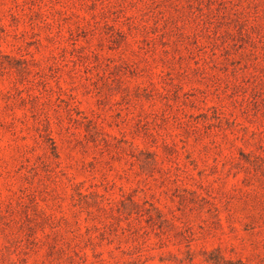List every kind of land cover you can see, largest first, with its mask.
I'll return each instance as SVG.
<instances>
[{
	"label": "rangeland",
	"instance_id": "1",
	"mask_svg": "<svg viewBox=\"0 0 264 264\" xmlns=\"http://www.w3.org/2000/svg\"><path fill=\"white\" fill-rule=\"evenodd\" d=\"M0 264H264V0H0Z\"/></svg>",
	"mask_w": 264,
	"mask_h": 264
}]
</instances>
